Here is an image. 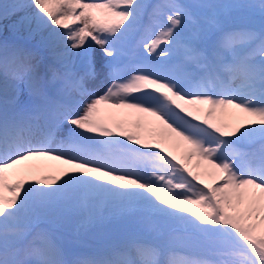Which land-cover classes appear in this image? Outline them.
<instances>
[{
    "label": "snow or ice",
    "instance_id": "obj_1",
    "mask_svg": "<svg viewBox=\"0 0 264 264\" xmlns=\"http://www.w3.org/2000/svg\"><path fill=\"white\" fill-rule=\"evenodd\" d=\"M21 12L51 59L0 39V264H264V0ZM73 218L124 242L69 260L38 224Z\"/></svg>",
    "mask_w": 264,
    "mask_h": 264
},
{
    "label": "rangeland",
    "instance_id": "obj_2",
    "mask_svg": "<svg viewBox=\"0 0 264 264\" xmlns=\"http://www.w3.org/2000/svg\"><path fill=\"white\" fill-rule=\"evenodd\" d=\"M185 3H191L193 0H183ZM19 14V13H18ZM14 16H12L11 20H5L3 22L4 24V30L6 29V32L14 33L11 28L9 27L12 23L11 21H15ZM26 32V35H28V32L24 29H21L19 32H15L14 34L21 33L22 35ZM39 40V37H37ZM55 225L52 227V233L56 234L59 238V242H63L65 240L70 241H77L79 239L80 242H84L85 245L83 247H80V245H68L71 250H82L86 249L87 251L91 252L93 250H99L97 244L103 243L104 246L110 247L112 245H116L118 240H122V233L124 231V225L121 223L116 222H106L103 224H93V225H81V223L73 218L69 220L60 221L57 223H54ZM72 235V236H70ZM77 235V238L72 239V237H75ZM124 240L119 241V244H122ZM117 244V245H119ZM97 247V248H96ZM105 248H101L100 252L104 251ZM90 252V254H91ZM97 254V252H94Z\"/></svg>",
    "mask_w": 264,
    "mask_h": 264
},
{
    "label": "bare ground",
    "instance_id": "obj_3",
    "mask_svg": "<svg viewBox=\"0 0 264 264\" xmlns=\"http://www.w3.org/2000/svg\"><path fill=\"white\" fill-rule=\"evenodd\" d=\"M24 13H19V14H17L16 16H14V19H18V17L19 16H21V15H23ZM6 30V29H5ZM36 43H38V42H36ZM39 44V43H38ZM162 47H166V46H162ZM94 55L97 57V55H98V57L100 58L101 56H102V53L100 52V50H99V48L97 47V48H95L94 49ZM1 83L2 82H0V86H1ZM2 88H3V86H1ZM53 163H56V162H53Z\"/></svg>",
    "mask_w": 264,
    "mask_h": 264
}]
</instances>
